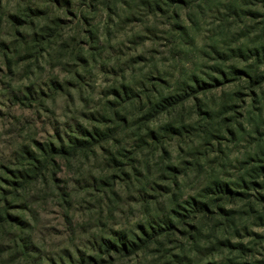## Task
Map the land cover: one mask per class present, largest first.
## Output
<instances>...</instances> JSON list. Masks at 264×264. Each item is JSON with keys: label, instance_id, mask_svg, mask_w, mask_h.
<instances>
[{"label": "rangeland", "instance_id": "obj_1", "mask_svg": "<svg viewBox=\"0 0 264 264\" xmlns=\"http://www.w3.org/2000/svg\"><path fill=\"white\" fill-rule=\"evenodd\" d=\"M263 57L264 0H0V264H264V78L233 74ZM213 183L214 218L107 251Z\"/></svg>", "mask_w": 264, "mask_h": 264}, {"label": "trees", "instance_id": "obj_2", "mask_svg": "<svg viewBox=\"0 0 264 264\" xmlns=\"http://www.w3.org/2000/svg\"><path fill=\"white\" fill-rule=\"evenodd\" d=\"M257 60L260 62L261 59L257 57ZM263 64H264V57H263ZM258 66L255 67L254 69H251L249 71L246 70H238L235 69L233 70V74L237 75L240 79L242 76L246 77L247 83L249 85H259L261 84L262 78H264V73L258 69ZM241 75H240V74ZM176 102H172L169 100H166V105L165 108H169L173 106ZM147 107V110L145 109V112L150 111V99L146 97L144 107ZM128 120L127 116H123L120 119V124L124 125L125 122ZM110 137L109 130L108 131H103V130H94L93 132L90 133H84L82 137H75L71 143V146H69L68 150H71V153H76L78 150H83L86 148H96L100 147L102 144L101 142L103 140H107ZM150 138V135H149ZM141 139V137H140ZM141 142H146L144 139ZM63 150L62 148L60 151ZM264 162V161H263ZM129 170H135L133 166H130L128 168ZM123 170V169H122ZM253 172L250 173L251 176L253 174L257 175V177L261 174L264 175V163L259 165L257 168L252 169ZM262 176V175H261ZM247 185H253L255 184L254 180H249L246 181ZM245 182V183H246ZM264 183V181H262ZM210 193L213 194V196H210L209 199L206 201H187L186 205L188 206L187 209L183 208L180 205H177L176 208H174V215L167 217L165 220L162 221L160 224L154 225L153 223H150L149 225L146 226V228H143L141 230V234L135 237V239H132L131 241H116L115 239L112 241V243H107L106 249L109 251L110 249H114L115 251L122 253V252H134L135 249L138 247L136 244V240L147 242L148 240L145 239V237L150 238V243L151 242H157L159 237H162V234H171L172 229H176L178 226L177 224H186L187 227L189 228H194L195 225L189 224V222L184 221L185 218H189V220H195L197 219V214H201L202 218L205 219H210L214 218L213 216L215 213H217V210L222 211V207L216 202L218 199L222 197H229V195L237 194V191H232L230 190L228 184L226 183H213L212 186L209 188ZM8 201L6 195H0V227L4 225L7 221V217L9 216L8 213V207H7ZM185 209V213L182 212L181 210ZM216 209V210H215ZM177 218V219H174ZM174 220H177L178 223L176 225L174 224ZM171 231V232H169ZM144 239V240H143ZM144 244V243H143ZM139 248V247H138Z\"/></svg>", "mask_w": 264, "mask_h": 264}]
</instances>
